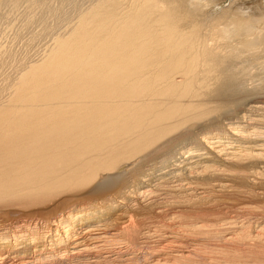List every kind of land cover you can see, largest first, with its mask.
Instances as JSON below:
<instances>
[{
	"label": "bare ground",
	"instance_id": "6f19581e",
	"mask_svg": "<svg viewBox=\"0 0 264 264\" xmlns=\"http://www.w3.org/2000/svg\"><path fill=\"white\" fill-rule=\"evenodd\" d=\"M0 0V264H264V0Z\"/></svg>",
	"mask_w": 264,
	"mask_h": 264
},
{
	"label": "rangeland",
	"instance_id": "374dc122",
	"mask_svg": "<svg viewBox=\"0 0 264 264\" xmlns=\"http://www.w3.org/2000/svg\"><path fill=\"white\" fill-rule=\"evenodd\" d=\"M230 1L229 0H223L221 3V6L223 5V7H225V5H228Z\"/></svg>",
	"mask_w": 264,
	"mask_h": 264
}]
</instances>
